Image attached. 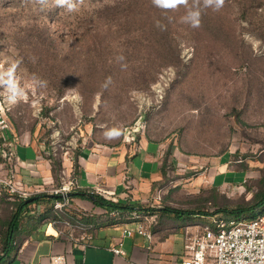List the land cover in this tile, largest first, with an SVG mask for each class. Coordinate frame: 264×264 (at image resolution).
Returning a JSON list of instances; mask_svg holds the SVG:
<instances>
[{"label":"rangeland","instance_id":"rangeland-1","mask_svg":"<svg viewBox=\"0 0 264 264\" xmlns=\"http://www.w3.org/2000/svg\"><path fill=\"white\" fill-rule=\"evenodd\" d=\"M187 11L152 0H82L75 13L54 0H0V58L19 61L25 91L9 112L18 138L32 135L62 161L88 135L118 140L104 136L118 127L123 141L134 134L127 143L167 141L204 168L217 158L242 167L220 191L192 182L199 169L172 162L138 202L180 211L183 256L186 225L228 217L264 190V0H225L218 12L201 0L198 28L183 21Z\"/></svg>","mask_w":264,"mask_h":264},{"label":"crops","instance_id":"crops-1","mask_svg":"<svg viewBox=\"0 0 264 264\" xmlns=\"http://www.w3.org/2000/svg\"><path fill=\"white\" fill-rule=\"evenodd\" d=\"M7 133L12 142L14 165L12 170L5 165L0 151V174L14 172L15 179L29 189L57 186L52 159L46 155L43 144L32 135L21 139L12 129ZM63 157L60 177L64 180L73 178L77 182V188L71 194V209L94 215L105 213L106 208L85 195L88 191L100 190L101 195L115 202L130 200L138 203L164 179L165 159L169 164L173 162L177 170L199 169L192 182L202 187H217L220 191L232 183L228 174L242 168L230 167V160L226 158L210 159L204 168V161L181 155L168 146L167 141L144 135L134 143H127L122 137L107 142L88 135L74 156L65 154ZM31 204L21 225L14 230L17 243L12 245L7 255L0 250V264H49L54 254H65L69 264H179L183 258L181 249L175 246V233L183 232V228L174 222L178 218L175 214H145L149 215L143 220L150 236L138 233L123 236L124 228L136 227L137 222L114 223L110 218L109 222L94 229L91 238L77 240L60 233L62 226L49 220L45 214L50 205L48 202H34L33 208ZM11 214L7 195L0 192V237ZM74 235L82 236L79 231ZM120 240L125 251L122 255L112 251Z\"/></svg>","mask_w":264,"mask_h":264},{"label":"built area","instance_id":"built-area-1","mask_svg":"<svg viewBox=\"0 0 264 264\" xmlns=\"http://www.w3.org/2000/svg\"><path fill=\"white\" fill-rule=\"evenodd\" d=\"M13 102L9 101L3 88H0V151L5 165L12 170L14 165V152L12 142L9 141L8 131L12 129L9 112ZM129 135L126 141H131L134 134ZM77 188V182L73 178L64 180L60 185L44 188H25L16 179L15 173L0 174V192L8 197L27 199L39 194L47 193L56 195L53 201L54 209L64 216L62 219L52 220L60 224V233L71 239L91 238L94 232V224L78 218H71L65 211L70 207L71 193ZM90 193L101 194L100 190H90ZM109 216L114 223H128L127 220L136 221V227L126 226L123 236H132L135 233L148 235L150 233L144 220L148 215L141 214L135 209L132 212H123L114 208L109 210ZM144 219V220H143ZM197 226V228H196ZM194 230L188 226L186 231L185 255L179 264H264V210L251 218L227 217L212 220L204 225H196ZM75 231L82 236L74 235ZM115 254H124L122 240L112 247ZM49 264H69L65 254H54ZM132 264H139L134 262Z\"/></svg>","mask_w":264,"mask_h":264},{"label":"trees","instance_id":"trees-1","mask_svg":"<svg viewBox=\"0 0 264 264\" xmlns=\"http://www.w3.org/2000/svg\"><path fill=\"white\" fill-rule=\"evenodd\" d=\"M49 157L52 159V169H53L54 175L57 180V185H60L62 183V178L60 177V173L62 170V161L53 160L52 156L50 155ZM168 166H169V163H167V160L165 159L163 163L164 179L162 180V182L167 178ZM85 195L93 199L96 204L106 208V212L94 215L92 213L75 211L71 209V207L65 208V211L71 218H78V219L93 223L94 229L99 224L110 221V216L108 212L109 210L114 209V208L121 209L123 212H128V213L132 212L135 209L139 210L141 214H158V213L168 214L169 213L167 212L168 209L165 210L162 208H154V209L147 210L144 208H140L138 207L137 202H132L130 200H126V201L119 200L115 202L98 193L87 192ZM33 197H35V199L32 201L33 203L35 202L38 204L40 202L45 201L50 204L45 212V214H48L49 220L62 219L64 215L60 213L58 210L54 209L53 207V201L55 199V196H52L47 193H43V194H39ZM27 199H22L16 196L10 198L7 196V200L10 206L12 207V214H11L10 220L8 221L7 227L3 230L2 236L0 237V250L2 252H5L6 255H7V251L12 247V245L17 243V241L15 240L14 230L19 228V226L22 223L23 218L26 215V211L29 210V205L32 203V202H27ZM262 210H264V190L261 193L254 195L253 201L251 202L250 205L248 206L241 205V206H237L236 208H233L232 210L226 209L225 211L227 212L228 217H237V218L250 217L251 218V217L256 216L258 212ZM172 212L177 213L178 216L180 215L179 210H173ZM220 217L227 218L226 215L220 216ZM210 222L211 221H208L206 223H210ZM1 256L2 254H0V257Z\"/></svg>","mask_w":264,"mask_h":264},{"label":"clouds","instance_id":"clouds-1","mask_svg":"<svg viewBox=\"0 0 264 264\" xmlns=\"http://www.w3.org/2000/svg\"><path fill=\"white\" fill-rule=\"evenodd\" d=\"M41 2L46 4L47 0H41ZM81 2L82 0H54L56 6L65 9L69 13L77 12ZM152 3L161 9H176L179 6H185L188 11L186 16L183 17V21L192 28L200 26L201 0H191L190 7L189 0H152ZM224 4L225 0H202L203 8H211L217 12L220 11ZM18 65L19 61H13L8 57L0 58V88L4 89L7 98L13 103L25 99L24 88L20 85L17 76ZM122 135V129L118 127L110 128L104 133L105 138L108 140L118 139Z\"/></svg>","mask_w":264,"mask_h":264},{"label":"water","instance_id":"water-1","mask_svg":"<svg viewBox=\"0 0 264 264\" xmlns=\"http://www.w3.org/2000/svg\"><path fill=\"white\" fill-rule=\"evenodd\" d=\"M73 193V192H72ZM71 193V194H72ZM52 196H56V195H52ZM35 199V197H32V198H29V199H27V202H31V201H33Z\"/></svg>","mask_w":264,"mask_h":264}]
</instances>
